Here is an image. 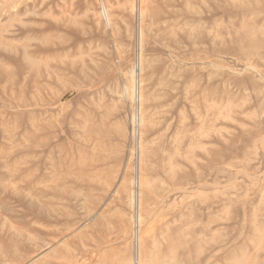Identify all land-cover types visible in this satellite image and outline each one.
<instances>
[{"label": "rangeland", "instance_id": "obj_1", "mask_svg": "<svg viewBox=\"0 0 264 264\" xmlns=\"http://www.w3.org/2000/svg\"><path fill=\"white\" fill-rule=\"evenodd\" d=\"M50 257L264 264V0H0V264Z\"/></svg>", "mask_w": 264, "mask_h": 264}, {"label": "bare ground", "instance_id": "obj_2", "mask_svg": "<svg viewBox=\"0 0 264 264\" xmlns=\"http://www.w3.org/2000/svg\"><path fill=\"white\" fill-rule=\"evenodd\" d=\"M103 15H104V17H105V19L107 20V15L105 14V12H103ZM215 198V197H214ZM199 201V200H198ZM219 218V217H218ZM226 218H228V217H226ZM221 219V218H220ZM211 223V222H210ZM3 225V224H2ZM11 223H9V222H7V224H6V234H4L2 237H1V240H4V242H6V244H5V249L7 250V251H9V249L11 248V245H14L13 243H12V239H10L11 238V229H12V227H11ZM208 225H209V223H208ZM209 228V227H208ZM205 237V236H204ZM213 241V240H212ZM57 256H58V254H57ZM52 257H50L49 259H47L46 261H45V264H59V262H54L52 259H51ZM233 261V260H232ZM234 262V261H233ZM236 262V261H235ZM226 263V262H225Z\"/></svg>", "mask_w": 264, "mask_h": 264}]
</instances>
